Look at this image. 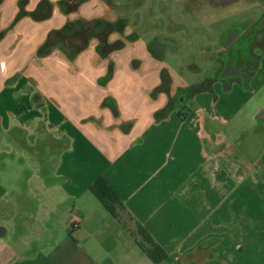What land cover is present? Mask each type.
Returning <instances> with one entry per match:
<instances>
[{
    "label": "crops",
    "instance_id": "obj_1",
    "mask_svg": "<svg viewBox=\"0 0 264 264\" xmlns=\"http://www.w3.org/2000/svg\"><path fill=\"white\" fill-rule=\"evenodd\" d=\"M41 1L0 0V131L37 128L57 153L35 195V172L0 178V264H154L90 192L98 177L166 251L158 264H264V46L245 86L230 56L187 85L159 52L188 39L128 27L140 0Z\"/></svg>",
    "mask_w": 264,
    "mask_h": 264
},
{
    "label": "rangeland",
    "instance_id": "obj_2",
    "mask_svg": "<svg viewBox=\"0 0 264 264\" xmlns=\"http://www.w3.org/2000/svg\"><path fill=\"white\" fill-rule=\"evenodd\" d=\"M119 1L125 2V0ZM140 1L142 6L131 12V22L128 24L130 29L133 31L136 28L139 29L140 36H143L145 40L160 34L164 37L180 38L182 36L188 39L189 42H178V47L174 49L168 48L164 52H159L164 56V63L171 66L178 79L186 82L187 85L214 75L213 63L215 62H211L210 59L218 56L226 59L227 56L217 52V49L225 44L227 35L232 31L240 32L245 27H251L264 15V0H231L224 5L197 2L193 6H189L188 0ZM187 9L190 10V14L192 13L191 17H187L185 13ZM175 11L179 21L174 19ZM80 25L82 22L77 23L76 26ZM64 49L69 51L70 48L64 47ZM252 52L259 54L260 49L253 47ZM114 70L113 66L112 75L115 74ZM107 74L108 67L106 66L104 73L98 77L101 79L100 85L104 88L106 84L102 81ZM120 75L118 73L115 77ZM219 76L221 77L222 73ZM223 87L224 85L221 87L222 90H224ZM185 94L186 92H183L184 97ZM171 103H176L175 98ZM15 130L12 127L7 131L4 129L0 131V178L9 180L15 175L20 185L24 183L26 185L27 173L35 172L37 177H32L29 182V190L35 195L36 191L41 190L39 183L45 180L39 176L40 166L45 164L49 170H54L56 164L52 157L57 153L53 152V146L49 142L50 137L44 135L43 139H37L41 136L37 128L29 129L30 131L22 135ZM23 194L31 197L26 188ZM12 239L11 236L8 241L11 242Z\"/></svg>",
    "mask_w": 264,
    "mask_h": 264
},
{
    "label": "trees",
    "instance_id": "obj_3",
    "mask_svg": "<svg viewBox=\"0 0 264 264\" xmlns=\"http://www.w3.org/2000/svg\"><path fill=\"white\" fill-rule=\"evenodd\" d=\"M26 0H19V3H25ZM49 6L50 3L46 0H42L40 6L42 5ZM123 20V19H121ZM103 23V22H99ZM118 23V22H117ZM117 23H105L103 26L105 29L104 31L109 32L113 28L116 27ZM83 30H89L88 26L84 27ZM74 47L70 46L72 50L65 51L66 55L69 58H72L74 54L83 48V42L73 44ZM60 48L62 46H59ZM110 48H114L110 46ZM102 51H109L113 49H105L101 48ZM110 71V70H109ZM162 85L163 87L169 83V75L166 70H163L162 73ZM203 90L209 88L208 81L200 86ZM90 192L97 198V200L101 203L104 209L113 216H116L120 220L124 222H128L129 224H134L133 235L135 238V243L138 247L149 257V260L154 263L158 264L164 259L167 258L166 251L154 240V238L150 235L148 230L138 221H134V218L129 214L126 210V207L122 203V201L118 198V195L114 192L115 190L104 180L102 177L96 178L89 187ZM124 216V217H123Z\"/></svg>",
    "mask_w": 264,
    "mask_h": 264
},
{
    "label": "flooded vegetation",
    "instance_id": "obj_4",
    "mask_svg": "<svg viewBox=\"0 0 264 264\" xmlns=\"http://www.w3.org/2000/svg\"><path fill=\"white\" fill-rule=\"evenodd\" d=\"M135 2V0H129ZM231 0H188L189 6L197 4V2H209L213 5H224ZM264 46V15L257 23L251 27L243 28L240 32L232 31L227 35L224 45H220L217 52L230 56L232 66L237 67L240 72H235L241 77L245 74L250 75L253 71L255 61L253 58H258L252 48L262 49Z\"/></svg>",
    "mask_w": 264,
    "mask_h": 264
},
{
    "label": "water",
    "instance_id": "obj_5",
    "mask_svg": "<svg viewBox=\"0 0 264 264\" xmlns=\"http://www.w3.org/2000/svg\"><path fill=\"white\" fill-rule=\"evenodd\" d=\"M225 77L228 79L230 77H232L234 75V73L237 71V72H240L239 69L237 68H234V67H231L229 63H226V66H225ZM247 79H249V75L248 74H245V77L244 79L242 80V85L245 86L246 85V81ZM230 88V84H229V81H226L224 83V87L223 89L224 90H228ZM177 101L179 104H182L183 101H184V95L183 94H179L177 96Z\"/></svg>",
    "mask_w": 264,
    "mask_h": 264
},
{
    "label": "built area",
    "instance_id": "obj_6",
    "mask_svg": "<svg viewBox=\"0 0 264 264\" xmlns=\"http://www.w3.org/2000/svg\"><path fill=\"white\" fill-rule=\"evenodd\" d=\"M4 64V62H2Z\"/></svg>",
    "mask_w": 264,
    "mask_h": 264
}]
</instances>
